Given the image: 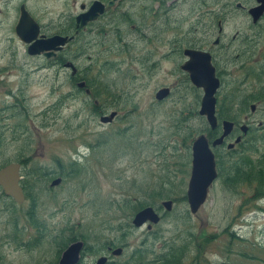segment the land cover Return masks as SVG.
I'll return each instance as SVG.
<instances>
[{
    "label": "rangeland",
    "instance_id": "rangeland-1",
    "mask_svg": "<svg viewBox=\"0 0 264 264\" xmlns=\"http://www.w3.org/2000/svg\"><path fill=\"white\" fill-rule=\"evenodd\" d=\"M92 1L0 0V130L5 132L6 140L0 150V162L26 159L35 149L36 159L31 164L27 160L28 166L57 168L58 161L77 159L83 172L51 190L46 187L41 192L38 216L48 224L51 235L58 232L59 237L84 236L95 249L108 241L121 242L124 254L110 255L114 264L153 260L171 245L183 249L180 264H264V198L255 195L256 184L243 183L233 191L223 184L222 178L213 184L197 213L187 217V199L174 201L166 216L167 211L159 208L164 218L152 231L132 225L128 236L120 240L121 223L132 224V212L140 203L158 207L164 199L187 193L192 141L206 122L201 117H189L190 110L200 107L196 95L201 91L182 89L164 102L156 100L158 89L172 77L161 69L149 68L146 55L151 61L158 59V34H172L171 30L164 31L173 27L166 23L162 29L151 26L150 21L151 39L141 37L143 27L123 23V40L115 33V25L108 24L103 45H95L93 40L94 43L87 42L86 48L76 49L78 43L73 47L76 65L90 81H96L92 87L100 109L119 113L109 124H102L92 113L94 98L69 95L76 86L69 81L68 71L41 68L46 60L30 55L27 44L15 31L20 5L25 3L43 32L51 35L68 29L71 17L81 12L80 5L88 6ZM180 1V8L171 16L186 19L180 25L183 33L197 17L209 20L216 11L214 3L219 0ZM224 1L235 4L239 0ZM139 6L140 3L130 7L124 2L118 10L135 12ZM135 18L141 20L139 16ZM248 21L245 12L233 10L227 34L246 28ZM86 31L95 37V30ZM67 93L58 106L57 101ZM263 115L264 104L257 106L256 114L251 113L255 125ZM242 116L241 113L239 118ZM256 133L259 151L264 152V129ZM161 187L171 191V196H155L154 191ZM29 204V200L17 203L14 208L18 214L0 213V264H58L59 250L52 237L33 242L39 229L27 220ZM15 222L20 228L17 240ZM73 225L74 231L70 232L67 227ZM154 233L159 237L155 239ZM144 239L147 243L143 245ZM144 248L148 251L139 259L131 256L133 250L140 254ZM102 252L109 255L106 249L101 253L88 252L82 264H96Z\"/></svg>",
    "mask_w": 264,
    "mask_h": 264
},
{
    "label": "flooded vegetation",
    "instance_id": "flooded-vegetation-1",
    "mask_svg": "<svg viewBox=\"0 0 264 264\" xmlns=\"http://www.w3.org/2000/svg\"><path fill=\"white\" fill-rule=\"evenodd\" d=\"M101 1L105 2V0ZM124 2L129 3L130 7H136L140 3L141 6L138 7L140 10L135 12L129 9L118 10ZM180 2V0H118L114 8L106 10L95 21L93 30L97 31L99 35L108 34L106 29L108 20L109 22H117L119 16L124 21H132L137 16L141 17L137 25L143 27V39L144 37H151L148 34L150 21L151 26L159 25L162 29H164L162 26L164 23L167 26L172 25L171 29L165 28L164 30H171L172 34L164 33L161 36L158 34L157 39L160 43L158 59L151 61V57L146 55L149 68L161 69L168 76L172 77L168 84L162 85V87H168L171 90V94L182 89H198L192 83L190 72L186 69L190 61V55L187 53V50L209 52L216 74L221 81L217 95L218 103L224 106L221 109L220 106L217 108L219 124L215 128H212L206 123L204 133L213 148L217 161L229 162V160L233 159H243L246 153H255L257 151L258 136L256 132L264 129V115L258 120L257 125H255L254 119L251 117V113L256 114L257 106L264 104V15L256 23H249L246 28H240L232 34H227L228 2H218L215 4L219 10L216 13L218 17H212L209 20L200 18L198 19L200 25H197L198 22L195 21L191 23V26L185 32L181 33L180 25L186 19L181 20L180 17L171 16L176 9L180 8ZM83 5L85 7V4ZM108 17L109 19L106 22L103 21ZM214 28L217 29L218 33L214 34L212 32L215 30ZM114 31H116V27ZM75 32H77V29H74L73 33ZM41 33L44 32L41 30ZM65 33L69 34L71 32ZM70 51V47L67 45L55 57L46 58L44 55H41L46 60L41 68L56 70L58 73L60 70H66L71 82L76 81L78 78H84L81 73L73 74L72 70L66 67V62L70 60ZM147 52H150V50H147ZM256 84H259V86H255ZM79 93H82V91ZM74 95L72 93V96ZM221 95L223 96L222 98ZM67 96L68 93L64 95V99ZM249 110L250 112L248 113ZM241 113L243 116L239 118ZM199 115L196 110L189 111L190 118L193 116L197 118ZM200 116L206 120V117ZM224 120L232 121L233 126L229 134L225 136L223 142L215 145L214 142L223 134L222 122ZM4 135L5 132L2 133L0 130V150L6 142ZM36 154L35 149L32 156L26 158V160L30 159L31 164L33 158L35 157L34 160L36 159ZM23 159L20 157L18 159L4 160L0 162V169L13 162L21 163L23 169L25 167L22 162ZM31 167L33 168L34 164ZM22 175L23 179H25L26 176ZM23 179L21 180V184L24 182ZM32 183H34L33 180ZM5 198L11 199L0 186V204L3 203L0 207V213L6 210L4 205Z\"/></svg>",
    "mask_w": 264,
    "mask_h": 264
},
{
    "label": "water",
    "instance_id": "water-1",
    "mask_svg": "<svg viewBox=\"0 0 264 264\" xmlns=\"http://www.w3.org/2000/svg\"><path fill=\"white\" fill-rule=\"evenodd\" d=\"M113 2H111L112 4ZM241 5V4H239ZM264 6L254 7L250 10L254 20H257L264 11ZM103 11V4L99 1H95L90 10L77 17V26H84L88 21L95 19L99 12ZM17 33L27 43H29L30 54H40L45 52L47 56L55 54L54 50L62 48V45L70 41L73 36H61L54 35L49 38L42 37L38 39L40 32L39 24L33 19V17L26 10L25 5L21 6V17L16 27ZM202 55L200 52L193 54V60L195 62L192 67V79L198 86L205 88V96L202 102L201 113L206 114L211 125L215 126L217 118L215 116V104L216 97L215 92L219 86V80L215 76L214 68L211 66L209 60L203 63ZM70 65H73L71 62ZM85 82H81L83 86ZM89 91V89H88ZM167 94V89L159 92L158 96L163 97ZM163 95V96H162ZM115 113L110 116L102 117L103 121H109L114 117ZM225 133L227 134L232 122L225 121ZM194 158H193V170L189 183L188 198L191 209L193 212H197L201 204L206 200L208 194V188L212 184L213 180L217 177V171L215 168L214 154L209 148V144L204 135H201L194 143ZM19 164H10L7 167L0 170V185L3 186L6 194L11 195L18 201L24 200L23 190L19 184ZM60 182V178L56 179L53 184ZM163 204L167 209L172 208V201H164ZM146 220L158 222L160 220L159 215L155 212L153 207H147L137 213L134 223L137 226L142 225ZM83 246L82 241H76L72 243L64 252L60 259L59 264H76L80 259V251ZM122 252L121 248L115 250L116 254ZM106 258L103 257L98 261V264H104Z\"/></svg>",
    "mask_w": 264,
    "mask_h": 264
},
{
    "label": "trees",
    "instance_id": "trees-1",
    "mask_svg": "<svg viewBox=\"0 0 264 264\" xmlns=\"http://www.w3.org/2000/svg\"><path fill=\"white\" fill-rule=\"evenodd\" d=\"M91 82V81H90ZM89 82V83H90ZM248 165V164H247ZM232 169L230 171H227L228 181L225 182L226 186L228 187H234L239 182L243 181H249L252 183L253 181L257 180L259 183V187L257 188V194L258 195H264V159L261 161V167L259 174L256 175H250L246 170L245 167H241L239 164H236L235 166L231 167ZM220 174L224 176V170L221 169ZM25 184L28 186L29 181H25ZM29 188V186H28ZM170 193L167 191L164 193V191H160L158 193L159 196H168ZM29 195H31V191L29 192ZM140 206H143L141 203ZM33 209L31 210V218L33 219ZM77 239L76 235H70L69 237H56L54 238L55 243L57 244L59 252L64 249L71 241ZM184 256L183 249H177L175 246H171L170 250L167 251L164 254H161L158 256V259L152 260V261H141L139 264H180L182 261V258Z\"/></svg>",
    "mask_w": 264,
    "mask_h": 264
}]
</instances>
